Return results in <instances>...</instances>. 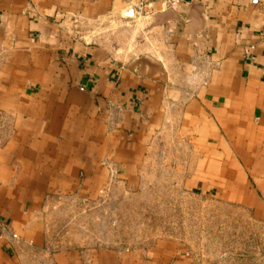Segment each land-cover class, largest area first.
<instances>
[{
	"label": "crops",
	"instance_id": "obj_1",
	"mask_svg": "<svg viewBox=\"0 0 264 264\" xmlns=\"http://www.w3.org/2000/svg\"><path fill=\"white\" fill-rule=\"evenodd\" d=\"M163 143L176 186L264 222V0H0V264H193L173 241L54 252L33 218Z\"/></svg>",
	"mask_w": 264,
	"mask_h": 264
},
{
	"label": "rangeland",
	"instance_id": "obj_2",
	"mask_svg": "<svg viewBox=\"0 0 264 264\" xmlns=\"http://www.w3.org/2000/svg\"><path fill=\"white\" fill-rule=\"evenodd\" d=\"M161 145L162 152L173 146ZM166 152L145 160L130 178L114 164L116 178L108 174L92 196L48 198L33 216L43 226L45 247L130 252L173 241L193 264H264V222L249 209L176 186L166 173L174 162L163 157Z\"/></svg>",
	"mask_w": 264,
	"mask_h": 264
},
{
	"label": "built area",
	"instance_id": "obj_3",
	"mask_svg": "<svg viewBox=\"0 0 264 264\" xmlns=\"http://www.w3.org/2000/svg\"><path fill=\"white\" fill-rule=\"evenodd\" d=\"M160 1L162 2V4H164L167 7H174L182 3L184 0H160ZM140 9H141V4L137 6L138 13H140ZM105 165L110 170L109 171L110 179L111 178L115 179L117 176V170L114 163L107 161ZM2 239L9 241H17L19 238L16 233L10 231L9 226L7 224L0 222V240Z\"/></svg>",
	"mask_w": 264,
	"mask_h": 264
},
{
	"label": "water",
	"instance_id": "obj_4",
	"mask_svg": "<svg viewBox=\"0 0 264 264\" xmlns=\"http://www.w3.org/2000/svg\"><path fill=\"white\" fill-rule=\"evenodd\" d=\"M132 15H133V9H128L124 16L125 17H132Z\"/></svg>",
	"mask_w": 264,
	"mask_h": 264
}]
</instances>
